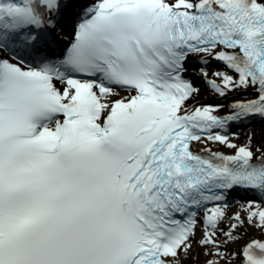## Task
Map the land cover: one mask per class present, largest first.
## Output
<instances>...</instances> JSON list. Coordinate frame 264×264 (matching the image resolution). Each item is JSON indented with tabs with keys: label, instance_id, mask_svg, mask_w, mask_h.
I'll list each match as a JSON object with an SVG mask.
<instances>
[{
	"label": "snow or ice",
	"instance_id": "1",
	"mask_svg": "<svg viewBox=\"0 0 264 264\" xmlns=\"http://www.w3.org/2000/svg\"><path fill=\"white\" fill-rule=\"evenodd\" d=\"M0 264H264V0H0Z\"/></svg>",
	"mask_w": 264,
	"mask_h": 264
}]
</instances>
